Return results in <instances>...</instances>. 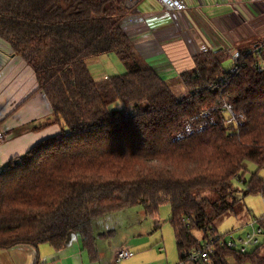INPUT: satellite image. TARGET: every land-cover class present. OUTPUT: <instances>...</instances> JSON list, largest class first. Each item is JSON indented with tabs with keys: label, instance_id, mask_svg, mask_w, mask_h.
Instances as JSON below:
<instances>
[{
	"label": "trees",
	"instance_id": "trees-1",
	"mask_svg": "<svg viewBox=\"0 0 264 264\" xmlns=\"http://www.w3.org/2000/svg\"><path fill=\"white\" fill-rule=\"evenodd\" d=\"M136 1L0 0V47L33 69L65 129L0 171V250L49 245L59 252L76 233L96 261L95 220L140 206L160 228L168 206L179 262L264 264V240L241 253L219 246L225 237L217 240L214 228L234 213L237 183L264 200L259 172L245 179L248 163L264 169V43L236 50L234 74L223 67L228 52L194 56L195 69L180 77L188 95L177 99L126 31ZM110 54L125 73L95 80L87 61ZM224 104L243 121L238 131L219 123L173 141L203 111L217 115ZM196 232L216 243L208 261L187 259L203 246Z\"/></svg>",
	"mask_w": 264,
	"mask_h": 264
},
{
	"label": "crops",
	"instance_id": "crops-1",
	"mask_svg": "<svg viewBox=\"0 0 264 264\" xmlns=\"http://www.w3.org/2000/svg\"><path fill=\"white\" fill-rule=\"evenodd\" d=\"M184 1L188 10L173 13L166 11L159 0H139L126 24L137 55L153 68L177 99L188 95L180 77L195 69L194 56L208 51L230 53L246 41L264 37V0ZM139 17L146 24L139 23ZM63 131L64 127L55 122L47 98L38 91L33 69L12 55L9 47H0V132L4 134L0 141V171ZM115 215L107 217L121 218L112 217ZM109 232L115 230L103 231L99 238ZM111 242L100 246L96 239L98 257L92 261L80 236L73 233L59 252L49 245H41L38 250L29 246L0 250V264H138V258L144 256L133 254L131 259L117 263L118 253L130 249L119 247L120 242L112 246ZM163 251L159 249L160 253Z\"/></svg>",
	"mask_w": 264,
	"mask_h": 264
},
{
	"label": "rangeland",
	"instance_id": "rangeland-1",
	"mask_svg": "<svg viewBox=\"0 0 264 264\" xmlns=\"http://www.w3.org/2000/svg\"><path fill=\"white\" fill-rule=\"evenodd\" d=\"M255 30L257 31L258 27ZM261 30L264 31V25H262ZM257 35H260V33L258 32ZM256 40L246 41L241 45L245 48H252L258 44L263 45L264 37ZM231 65V59H226L223 63V67L227 72ZM87 66L93 78L97 81L125 73L124 66L114 54L103 55L89 60L87 61ZM115 107L119 108V104L115 105ZM257 172L264 179V169L258 171L255 165L248 163L245 179L249 181L252 175ZM236 186L237 192H235L231 200L236 201L234 213L227 214L223 219L214 222V228L218 235L225 237L226 240L240 239L246 232L250 231L248 229L250 223L264 216L263 198L261 196L245 195L244 186L241 183H237ZM170 215V207L164 206L160 211V228H156L154 221L145 217L143 208L139 206L112 216L121 218L104 217L95 220L93 230L96 232V239H98L100 246L105 245V243L109 245L110 241H112V246L115 242H120L119 247H129V251L135 256L144 255L138 258V264H178L180 260L176 250L174 232L169 222ZM108 230H115V235L109 238H99L103 231ZM195 235L202 245L206 244L202 232H196ZM260 239L262 243L264 237ZM160 248L164 249L162 253L159 252ZM254 248H250L248 252Z\"/></svg>",
	"mask_w": 264,
	"mask_h": 264
},
{
	"label": "built area",
	"instance_id": "built-area-1",
	"mask_svg": "<svg viewBox=\"0 0 264 264\" xmlns=\"http://www.w3.org/2000/svg\"><path fill=\"white\" fill-rule=\"evenodd\" d=\"M136 2L129 3V7L133 8L138 3ZM161 5L164 7L166 11L173 13H182L188 10V5L184 0H159ZM139 23L146 24L144 18H137ZM205 48H203L204 50ZM231 61L232 65L228 69L229 73L234 74L237 71L238 62L240 59V53L238 51H231ZM260 71H264V67H261ZM216 109L213 110H205L203 111L196 122H188L183 130L179 132L175 138L174 142H182L186 139L205 132L210 127H215L219 123L224 124L225 126H232L234 128L233 131H238L243 126V121H241L235 111L227 104H224L221 108L218 109L217 115L214 113ZM4 140L3 132H0V141ZM264 221V216L261 218ZM250 231L246 232L245 235L240 237V239H232L226 240L222 239L218 242V245L221 247H227L229 249H235L241 253H246L252 247H257L261 244V237H264V230L260 226L258 220H254L253 223H250L248 226ZM217 240H220V236L216 237ZM216 243L212 239L209 243L207 242L200 249L193 251L187 259L190 262H198V261H208L209 258L215 254ZM133 254L127 250H121L117 255V263H121L124 260L131 259ZM178 264H184L182 261Z\"/></svg>",
	"mask_w": 264,
	"mask_h": 264
}]
</instances>
